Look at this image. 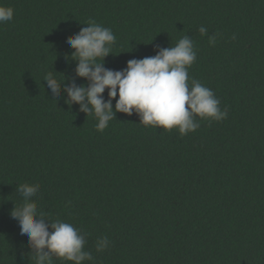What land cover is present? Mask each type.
<instances>
[{"label": "trees", "instance_id": "trees-1", "mask_svg": "<svg viewBox=\"0 0 264 264\" xmlns=\"http://www.w3.org/2000/svg\"><path fill=\"white\" fill-rule=\"evenodd\" d=\"M0 3L14 9L0 24V264H34L11 216L24 183L39 185L31 199L46 224L80 229L93 257L83 264H264V0ZM89 20L116 37L103 58L113 71L186 35L196 51L189 83L211 89L227 117L196 116L199 127L181 135L115 112L98 131L92 114L65 103L66 88L88 84L67 39Z\"/></svg>", "mask_w": 264, "mask_h": 264}, {"label": "clouds", "instance_id": "clouds-1", "mask_svg": "<svg viewBox=\"0 0 264 264\" xmlns=\"http://www.w3.org/2000/svg\"><path fill=\"white\" fill-rule=\"evenodd\" d=\"M13 17L14 9L0 3V24ZM86 25L78 34L68 37L67 43L74 50L71 58L78 62L76 75L85 78L88 84L66 88L65 103L70 107L79 104L80 111L92 114L98 131L108 126L115 112L128 115L135 112L143 125L166 130L177 128L181 135L199 127L196 116L214 121L227 117V110L219 108L220 101L211 89L195 79L189 83L188 69L196 60V51L186 35L175 46L159 49L153 57L129 60L124 70L113 71L103 67V58L112 53L114 33L94 20ZM199 32L206 35L207 29L202 26ZM209 43L214 45L216 38L209 37ZM44 79L52 93L58 95L60 82L56 77L48 72ZM106 89L107 100L103 96ZM113 99H116L115 111ZM38 190L37 184H19L18 191L24 200L11 210L12 218L19 221L21 235L26 234L31 248L35 249L34 264H53V255L72 264L91 261V253L84 251L85 239L80 229L61 220L44 222L48 217L37 212V203L31 199ZM107 246V237L97 241V251Z\"/></svg>", "mask_w": 264, "mask_h": 264}]
</instances>
